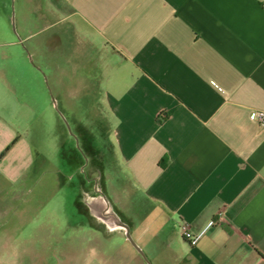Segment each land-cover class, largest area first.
Returning <instances> with one entry per match:
<instances>
[{"label": "crops", "instance_id": "obj_1", "mask_svg": "<svg viewBox=\"0 0 264 264\" xmlns=\"http://www.w3.org/2000/svg\"><path fill=\"white\" fill-rule=\"evenodd\" d=\"M28 7V29L0 34V264H53L54 248L56 264H127L116 252L70 258L54 245L52 214L9 207L46 163V88L63 86L80 87L85 103L94 89L93 120L102 135L107 125L109 164L125 179L109 183L115 202L99 193L81 213L147 239L156 264H264V128L247 117L264 111V0ZM219 211L195 245L183 239L182 226L198 233Z\"/></svg>", "mask_w": 264, "mask_h": 264}, {"label": "rangeland", "instance_id": "obj_2", "mask_svg": "<svg viewBox=\"0 0 264 264\" xmlns=\"http://www.w3.org/2000/svg\"><path fill=\"white\" fill-rule=\"evenodd\" d=\"M28 11V0H0V34L4 33L7 38L12 35L17 38L16 28L20 26L19 22L28 29ZM57 25V29H61L62 23ZM52 59L56 65L61 57L53 56ZM41 62L44 67L43 59ZM87 93L89 103L80 98V87L46 88L45 121L48 132L44 134L42 130L38 133L37 144L38 149L45 147L47 160L43 166L31 171L26 182L18 186V198L12 201L9 207L19 211H41L42 215L43 211L52 214L51 233L56 241L54 245L60 241L66 245V248L60 250L68 253L70 258L80 254L90 258L99 251L107 255L109 252L111 255L116 252L120 259H126L127 264H156L153 261L155 255L147 239L142 244L135 235L130 236L131 241L127 240L121 230L120 233H108L104 231L107 228L103 222L80 212V209L87 212L88 208L97 207L93 204V198L99 199V193L110 202H115L109 183L116 184L117 180L125 182L120 167L109 164L111 162L107 125L102 135L93 120L94 109L97 107L93 103L94 89H87ZM39 122L41 123L40 119ZM91 139L100 153L107 158L108 162L102 167L92 163L91 155L95 145ZM37 161L39 162V159ZM117 203L115 208L119 210L121 201ZM40 217L43 218L38 216L37 220ZM28 223L24 221L22 224L27 226ZM91 224L100 226L102 234L97 229L95 231ZM135 245L138 250L143 249L145 256ZM58 250L54 248V254H48L53 264H56L57 258H62L56 252Z\"/></svg>", "mask_w": 264, "mask_h": 264}, {"label": "built area", "instance_id": "obj_3", "mask_svg": "<svg viewBox=\"0 0 264 264\" xmlns=\"http://www.w3.org/2000/svg\"><path fill=\"white\" fill-rule=\"evenodd\" d=\"M247 117L250 121L255 122L258 124L259 127L264 128V111L261 110H250L248 111ZM222 219V214L220 211L216 214L215 218L210 219L205 227L198 232V233H192L190 232L186 226L181 227V234L184 240H186L191 246L195 245L198 239L201 237V235L204 233L206 229H208L211 226L220 224V221Z\"/></svg>", "mask_w": 264, "mask_h": 264}, {"label": "water", "instance_id": "obj_4", "mask_svg": "<svg viewBox=\"0 0 264 264\" xmlns=\"http://www.w3.org/2000/svg\"><path fill=\"white\" fill-rule=\"evenodd\" d=\"M124 229H125V235H126V239L127 240H129V241H131V239H130V235H129V233H128V231H127V228H126V226L125 225H121ZM134 245V244H133ZM135 247L137 248V250L139 249L138 247H137V245H135ZM139 252H140V250H138ZM141 253V252H140Z\"/></svg>", "mask_w": 264, "mask_h": 264}, {"label": "bare ground", "instance_id": "obj_5", "mask_svg": "<svg viewBox=\"0 0 264 264\" xmlns=\"http://www.w3.org/2000/svg\"><path fill=\"white\" fill-rule=\"evenodd\" d=\"M100 204H101V202H100ZM102 205V204H101ZM110 224H112L111 222H110Z\"/></svg>", "mask_w": 264, "mask_h": 264}]
</instances>
